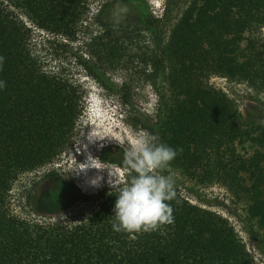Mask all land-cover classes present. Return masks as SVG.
Segmentation results:
<instances>
[{
  "label": "trees",
  "instance_id": "obj_1",
  "mask_svg": "<svg viewBox=\"0 0 264 264\" xmlns=\"http://www.w3.org/2000/svg\"><path fill=\"white\" fill-rule=\"evenodd\" d=\"M85 3L0 0V56L5 58L0 80L6 82L0 89V264H257L226 217L190 202L177 189L171 202L174 222L149 233L113 230L118 194L113 187L101 189L97 210L75 225L33 223L10 212L14 180L62 150L81 112L79 89L44 73L29 50V28L11 8L42 28L70 34ZM261 27L264 0H191L168 41L159 40L146 57L153 68L147 77L155 84L162 76L165 88L155 123L141 125L161 142L183 149L171 165L201 183L244 194L248 219L264 230V122L245 120L208 81L217 74L264 89V37L246 36ZM109 53L114 56L118 49ZM80 63L103 82L99 68L84 58ZM122 96L128 102L126 92ZM246 142L254 145L249 155L238 151ZM113 155L109 148L103 151L104 159L123 166Z\"/></svg>",
  "mask_w": 264,
  "mask_h": 264
},
{
  "label": "rangeland",
  "instance_id": "obj_2",
  "mask_svg": "<svg viewBox=\"0 0 264 264\" xmlns=\"http://www.w3.org/2000/svg\"><path fill=\"white\" fill-rule=\"evenodd\" d=\"M190 1L86 0L70 34L42 28L21 9L11 8L29 28L28 47L44 73L72 83L81 94V112L62 150L14 180L9 192V209L14 216L41 224H79L97 210L100 190L112 187L109 179H129V170L104 159L103 151L109 148L114 158L123 162L128 145L118 141L131 139L138 131L150 132L141 122L149 126L155 123L165 80L162 76L155 84L149 80L147 74L153 68L146 57L159 40L168 41ZM118 6H127L129 12L117 24L113 12ZM147 18L158 20L149 24ZM248 35L264 37V27ZM111 47L118 49L114 56L109 53ZM81 58L100 69L103 82L88 73ZM208 81L233 101L245 120L264 122V89L217 74L210 75ZM253 150L250 142L238 147L245 155ZM91 158H96L92 164L97 168L91 166ZM83 164L88 167L83 168ZM165 174L174 176L175 189L190 202L226 217L256 263L264 264V230L248 219L249 200L244 194L236 195L220 183H201L177 165L170 164Z\"/></svg>",
  "mask_w": 264,
  "mask_h": 264
},
{
  "label": "clouds",
  "instance_id": "obj_3",
  "mask_svg": "<svg viewBox=\"0 0 264 264\" xmlns=\"http://www.w3.org/2000/svg\"><path fill=\"white\" fill-rule=\"evenodd\" d=\"M128 12L127 6H118L113 12L114 22L120 23ZM4 59L0 56V67ZM4 87L6 82L0 80V89ZM118 142L128 145L124 151L123 166L134 175H130L126 181L109 179L112 187L118 190L113 211V230L149 233L173 223L174 209L171 202L177 199L175 178L165 172L183 149H174L146 130L136 132L129 140ZM95 159L91 158V166H94L92 160ZM83 165V168L88 167Z\"/></svg>",
  "mask_w": 264,
  "mask_h": 264
},
{
  "label": "snow or ice",
  "instance_id": "obj_4",
  "mask_svg": "<svg viewBox=\"0 0 264 264\" xmlns=\"http://www.w3.org/2000/svg\"><path fill=\"white\" fill-rule=\"evenodd\" d=\"M157 2H158V0H157Z\"/></svg>",
  "mask_w": 264,
  "mask_h": 264
}]
</instances>
